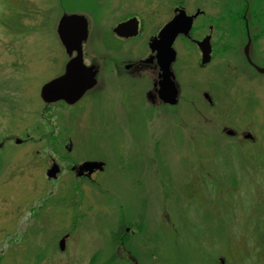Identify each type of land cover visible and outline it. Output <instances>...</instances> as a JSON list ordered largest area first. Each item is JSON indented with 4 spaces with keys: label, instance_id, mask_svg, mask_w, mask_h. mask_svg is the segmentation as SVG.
Returning a JSON list of instances; mask_svg holds the SVG:
<instances>
[{
    "label": "rangeland",
    "instance_id": "obj_1",
    "mask_svg": "<svg viewBox=\"0 0 264 264\" xmlns=\"http://www.w3.org/2000/svg\"><path fill=\"white\" fill-rule=\"evenodd\" d=\"M187 1L206 13L194 38L214 25L215 50L202 66L197 48L176 42L181 99L164 109L144 98L153 74L129 85L113 72L148 54L176 0H0V264H264V75L244 58L249 33L264 67V0ZM72 14L88 20L84 52L104 76L80 115L40 98L65 70L57 26ZM132 14L145 34L122 42L112 30ZM53 156L68 162L57 181L46 176ZM85 159L107 165L78 195L68 168ZM53 201L64 205L50 211ZM143 219L144 234H123Z\"/></svg>",
    "mask_w": 264,
    "mask_h": 264
},
{
    "label": "water",
    "instance_id": "obj_2",
    "mask_svg": "<svg viewBox=\"0 0 264 264\" xmlns=\"http://www.w3.org/2000/svg\"><path fill=\"white\" fill-rule=\"evenodd\" d=\"M200 15L198 12L194 16H188L184 10L179 13L160 31L158 37L151 41L150 48L153 53H157L158 64L160 67L159 81V97L164 103L175 106L178 104L179 88L176 83V76L172 70V66L176 61L177 53L174 44L180 35L189 36L194 20ZM59 39L69 56H75L66 68V73L58 79L46 84L41 92L42 98L47 103L64 100L69 104L79 101L87 91L94 88L97 84V69L95 67L88 68L84 64V46L89 38V23L84 16L72 14L64 15L57 28ZM114 33L122 38H133L139 34V22L137 19H131L127 22L119 24ZM202 52V65H206L211 61V36L197 43ZM250 45L245 47L244 53L250 64ZM259 73L264 74V68L256 67ZM205 97L211 102L208 94ZM229 135L233 136L234 132L229 131ZM246 139H253L252 135H247ZM20 143V141H19ZM103 163H87L86 169H102ZM59 168L54 166L48 172L49 178H56ZM60 248L65 249V240L60 243Z\"/></svg>",
    "mask_w": 264,
    "mask_h": 264
},
{
    "label": "flooded vegetation",
    "instance_id": "obj_3",
    "mask_svg": "<svg viewBox=\"0 0 264 264\" xmlns=\"http://www.w3.org/2000/svg\"><path fill=\"white\" fill-rule=\"evenodd\" d=\"M165 1L166 0H163V2H165ZM187 2H188L187 0H176L175 5H174L173 10H172L173 11L172 18L176 15V12H178L179 10H185L186 13L188 15H190V16H193V15H195L198 12H202V14L199 17H197L195 22L200 17L205 16V14H206L205 11L200 10V9H196V11L194 13H189L188 12V3L189 2L188 3ZM193 4H195V2H193ZM228 10H229L228 14H231V13L234 12V10L232 9V4L231 3L229 5V7H228ZM236 14H238V13H236ZM133 18H136L139 21L140 34L138 35V37L126 40V39L119 38L114 33L112 35L116 39H118V40H120L122 42L133 41V40H136L138 38H141L145 34V30H146L145 26H146V24H145V21L143 19H141L137 14H132L131 16L127 17L126 19L121 20L120 23L129 21L130 19H133ZM195 22H194V24H195ZM211 29H213V25H209L208 32L202 39H195L194 38L193 33L196 31V29L194 31L192 30V33H190V37L189 38H185V37H179V38L181 39V41L184 38H185V40L190 41L193 44V46L197 48V51L201 55V51H200L199 47L197 46L196 42L197 41H202L206 36L211 34ZM157 35H158V33L156 35L152 36L149 39V42L147 44V46H148V49H147L148 50V54L146 56L138 57L134 61L122 62L121 63V67H120L122 69L118 70L117 72H113V74H114L116 80H119L120 78H124V76H125L129 85L131 83L135 84L134 83L135 80L140 81L144 77L143 75H145L146 73L153 74L155 76V80H154V83H153V88H152V90H149L144 96V98L146 100V103L149 104L151 107L154 106V108H156V107L164 108V109L173 108V107H170L169 105H166L160 99V97L158 96V90H157V88L155 86L158 83V79H159V76H160V68H159V65H158L157 58H156V53H152L151 52V50L149 49V44H150V41L152 39H154ZM213 40H214V35L212 34V40H211V46H212V52H213L212 53V57H213L214 50H215V45H214V41ZM74 58H75V55L68 58V60L66 62V65H65L64 72L61 75L57 76L56 78L62 76L65 73L68 63ZM84 64L88 68L95 67L97 69V84H96V86L93 89H91L88 92H86V94L78 102H76L74 104H69L66 101H58V102H53V103H47L41 97V92H40V98H41L45 108H48L50 110H54V109H58V108L70 109V110H72L74 112H78V115H80L82 108L78 107V106L84 100H86V98H92L93 101H96V100L101 98V96L103 94H102V92L100 90H102L104 88V76L102 77L103 71H102L101 65H99L95 60H93L91 58V56H89V55H85L84 56ZM56 78H54V79H56ZM54 79H52V80H54ZM140 94H141V97H142L141 99H143L144 92H142ZM77 107H78V109H75ZM70 121H71V119H70ZM73 121H77V120L74 119ZM236 136H234V137H236ZM17 141H18V143H17ZM15 143H17V145H22L24 142L23 143L22 142L19 143V139H16ZM1 146H2V144H0V147ZM65 147L67 148L66 152H68L70 154L72 152L73 148H74L73 140L70 139L69 140V144L67 146H65ZM67 163L65 161H62V163H59L55 159V157L53 156L51 158V160H50V164H49V167H48V169L46 171V174L54 166H57L60 171L58 172V174H57L55 179H48V180H53V181L59 180L60 176L64 175V170L67 167V166H64V165H67ZM87 163H103L104 167L101 170L100 169L99 170H96V169L89 170V169L85 168ZM106 165L107 164L105 162L100 161V160H95V159H92V160H88V159L79 160L76 163H72L71 166L68 168V171L71 174L70 176H71L72 180L75 181V183L77 184V185L74 184L75 193L78 194V195L80 194L78 189L80 190L82 188L81 185L84 186L86 183L94 184L97 176L105 171ZM63 202H65V201L63 200ZM63 202H61V201H53L51 205L49 204V210L50 211L57 210L58 207H60L61 205H64ZM68 208H70V205H68ZM35 211L36 210L32 209V212H35ZM38 212L39 211H36L35 213H38ZM81 218H82L81 215H79V219H81ZM145 232H146V226H145V221L143 219V221L141 223L138 222V221H133L130 224V226L125 227V231L123 232V234H144ZM116 234H120V231H117Z\"/></svg>",
    "mask_w": 264,
    "mask_h": 264
},
{
    "label": "trees",
    "instance_id": "obj_4",
    "mask_svg": "<svg viewBox=\"0 0 264 264\" xmlns=\"http://www.w3.org/2000/svg\"><path fill=\"white\" fill-rule=\"evenodd\" d=\"M239 15H240V14H239ZM236 18H237L236 21H240L241 16H237ZM242 22H244V21L242 20ZM226 47H229V49L231 50V47H230V46H226ZM227 49H228V48H225L226 53H227ZM126 235L128 236V234H126ZM109 262H111V261H109Z\"/></svg>",
    "mask_w": 264,
    "mask_h": 264
}]
</instances>
